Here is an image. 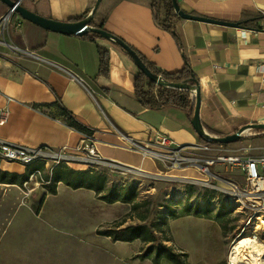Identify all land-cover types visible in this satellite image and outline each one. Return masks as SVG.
I'll use <instances>...</instances> for the list:
<instances>
[{
	"label": "crops",
	"instance_id": "crops-1",
	"mask_svg": "<svg viewBox=\"0 0 264 264\" xmlns=\"http://www.w3.org/2000/svg\"><path fill=\"white\" fill-rule=\"evenodd\" d=\"M30 1L29 8L35 14L57 22L87 17L94 5L93 0ZM176 1L184 13L217 21L239 23L262 17L254 23L258 29L229 28L180 18L179 30L198 81L203 130L224 136L244 125L264 123V70L261 68L264 64V0ZM150 2L101 0L93 20L102 21L105 32L160 71L179 72L184 67L182 55L172 37L155 25ZM7 13L8 7L0 2V110H8L6 122L0 125L1 140L28 147L72 148L87 133L66 125L61 115L66 111L89 130L102 158L149 175L166 176L173 182L202 180L188 176L194 169L198 170L194 167L167 169L182 175L167 176L168 172L163 170L167 167L160 161L123 148L127 145L123 137L147 145L153 144L155 133H160L181 147L182 154L199 157L206 153L194 149L203 145L197 144L196 134L182 111L143 109L138 104L134 97L136 66L114 42L48 32L15 13L7 23H2ZM98 48L107 52L105 73L99 72ZM209 147L217 149V146ZM71 170L84 171V168L76 166ZM0 172L26 176L28 169L6 163L0 165ZM51 177L46 176V179L51 180ZM133 185L136 186V179ZM131 189L136 195L135 188ZM61 190L94 193L58 183L54 195ZM118 204L126 203L107 205ZM220 229L218 222L210 217L187 215L169 219L170 241L163 243H168L166 246L176 253H184L187 264H212L215 256L210 251L213 244L210 233L219 234L220 241L223 237ZM177 230L182 236L178 237ZM94 236L89 245L85 246L84 240L83 247L71 248H83L84 259L79 264H136V241L139 240L113 242L104 236ZM144 261L152 264L150 259ZM160 264L173 263L162 259Z\"/></svg>",
	"mask_w": 264,
	"mask_h": 264
},
{
	"label": "rangeland",
	"instance_id": "rangeland-1",
	"mask_svg": "<svg viewBox=\"0 0 264 264\" xmlns=\"http://www.w3.org/2000/svg\"><path fill=\"white\" fill-rule=\"evenodd\" d=\"M184 154L182 155L193 156L190 153ZM263 154L264 131L257 133L256 130H249L238 142L218 145L217 149L200 155L212 158L219 155L257 157ZM4 164L6 163L0 160V165ZM167 169L169 167L163 170L168 172ZM210 170L221 179L206 177L196 169L188 176L202 180H187L188 182H173L166 176L153 175L123 179L104 172L107 191L121 190L126 186L135 188L136 203L139 204L137 209L127 204L107 205L98 200L94 193L61 190L57 195H51L47 192V186L30 185L28 188L31 192L28 193L22 186L0 185V264H79L84 259L81 251L83 248H71L74 245L83 247L81 242L84 240L86 241L82 243L89 245L96 238L94 234L97 231L111 228L119 222L123 223V227L152 223L161 225L160 218L164 217L168 222L171 210L175 213H199L210 218L222 213L221 223H218L222 239L219 241V234L210 233L213 241L210 251L215 256L210 263L227 264L232 246L246 238L263 247V254L259 257H262L263 262L264 215L258 219L253 217L246 226L248 212L240 213V207L235 208L237 204L234 199L217 189L228 178L243 186V177L235 168L223 164L211 166ZM179 174L180 172H168L166 175L182 176ZM135 179L136 186L133 185ZM141 218H144V222ZM162 230L159 238L167 239L169 232L164 226ZM177 233L178 237L182 236L179 230ZM147 246L136 241V264H149L137 257ZM246 262L252 264L251 260L247 259Z\"/></svg>",
	"mask_w": 264,
	"mask_h": 264
},
{
	"label": "trees",
	"instance_id": "trees-1",
	"mask_svg": "<svg viewBox=\"0 0 264 264\" xmlns=\"http://www.w3.org/2000/svg\"><path fill=\"white\" fill-rule=\"evenodd\" d=\"M94 2L95 0H93V4ZM29 4H31L30 0H23L21 6L35 13L31 8H29ZM150 8L152 10V16L155 25L164 32L168 33L174 40V43L176 44L184 60V67L181 71L176 73L162 72L154 65L147 62L135 50H133L132 48L131 49L136 53V55L140 58L142 63L153 76L159 77L161 80L168 84H177L179 86H185L190 89L194 88L198 85V81L191 70L183 36L179 30V23L182 20L175 14L171 5V0H151ZM162 10L164 11L163 17H161ZM84 18L85 17H79L69 20L68 22H77ZM261 18V16H258L253 19L241 21L239 22V25L244 29H258L257 26L254 25V23L259 21ZM90 26L103 30L102 21L96 23L94 20H92ZM83 37L89 38L90 40L100 38L98 35L92 32H87L85 35H83ZM106 53V50L98 48L100 73H105V71L107 70ZM136 69L137 71L134 74V97L143 109H152L158 111H163L164 109H177L186 114L189 122L192 120L194 98L192 97V93L189 89H170L167 87L156 85L141 71H139L138 67H136ZM61 115L63 116L66 125H68L69 127L81 133H87L88 135L90 134L89 130L85 129L82 125L75 121L66 111H62ZM205 131L211 137L222 136L210 130L205 129ZM259 131L264 130H256V132ZM196 139L198 145H219L217 143L202 139L197 135ZM25 179L26 176H17L15 174L0 172L1 184L21 186ZM106 180V175L103 171H74L69 168L58 167L52 173L50 184L47 186V192L51 195L56 194V185L58 183H62L73 190L80 188L91 190L94 192L95 196H97L98 200L106 204L120 202L132 204L133 209H137L139 207V204H133L136 195L131 187H125L122 190L109 189V191H107L105 187ZM187 215H193L199 218H209L205 215H199V213L190 214V212L188 211L175 213L171 210L169 212L168 220L177 219ZM221 215V212L217 213V215H215L212 220L221 223ZM160 219L161 225H159L158 223H152L149 225L135 224L123 228H121L122 223L119 222L115 223V225L111 228L97 231L96 234L99 236L110 238L113 242H132L134 240H139L142 244L148 246L146 247L145 251L137 255V257L142 260L150 259L152 264H160V261L162 259H166L173 264H187L185 260L186 255L184 253H176L170 247L164 245L163 242L170 241L169 237L167 239L159 238V234L163 233L162 226H164L167 231L166 218L161 217ZM141 221L144 222V218H141Z\"/></svg>",
	"mask_w": 264,
	"mask_h": 264
},
{
	"label": "built area",
	"instance_id": "built-area-1",
	"mask_svg": "<svg viewBox=\"0 0 264 264\" xmlns=\"http://www.w3.org/2000/svg\"><path fill=\"white\" fill-rule=\"evenodd\" d=\"M13 10L8 9V13L1 19L2 23H7ZM264 28V27H263ZM264 70V64L261 65ZM8 117V110H0V125H4ZM126 142L124 149L141 153L143 156L156 159L169 169H181L185 167H197L204 175L214 179L219 176L211 172L210 167L223 164L227 167L235 168L244 179L243 186L232 179H224V184L217 189L226 194L230 199H234L239 211L248 212L246 226L250 224L253 217L259 218L264 215V155L257 157H243L238 155H219L215 157L184 156L181 147L167 136L155 133L153 144L141 145L136 141L123 137ZM203 152L211 151L209 146L194 148ZM0 160L6 163H15L28 169L26 179L22 183L23 189L30 193V185L33 187L47 186L53 171L58 167L73 168L82 166L84 170L103 171L120 178L149 175L137 168L110 161L102 158L96 146V141L92 135H82L80 141L72 148L61 146L52 147H28L12 144L0 139ZM220 178V177H219ZM221 179V178H220ZM207 181H205L206 183ZM233 248V246H232ZM231 253L227 264H239L240 261H233ZM245 262V261H243ZM246 263V262H245ZM247 264V263H246Z\"/></svg>",
	"mask_w": 264,
	"mask_h": 264
},
{
	"label": "water",
	"instance_id": "water-1",
	"mask_svg": "<svg viewBox=\"0 0 264 264\" xmlns=\"http://www.w3.org/2000/svg\"><path fill=\"white\" fill-rule=\"evenodd\" d=\"M0 2L6 5L9 10H13V13L17 14L21 19L28 21L48 32L61 34V35H68V36H72V35L83 36L87 32L95 33L100 38L114 42L122 51L126 53V55L132 60L134 65L138 67L139 71H141L148 79L153 81L156 85L167 87L170 89H189L193 94V98H194L193 117L192 120L190 121V124L195 134L202 139L217 143L219 145H227L230 143L238 142L242 138V134H244V132L248 130H264V123H252L240 127L233 134L224 135L221 137L209 136L203 130L200 122V117H199L200 91L198 85L190 89L185 86H179L177 84H168L163 80H161L159 77L153 76L145 67V65L142 63L140 58L129 46H127L125 43L120 41L118 38L105 32L104 30L90 26V23L93 20L94 15L99 8L101 0H95L89 15L77 22H57L52 19L42 17L21 6V0H16V1L0 0ZM171 5L175 14L183 20H192V21L216 24L229 28H241L239 23H228V22L207 19L204 17H199L184 13L179 9L176 0H171Z\"/></svg>",
	"mask_w": 264,
	"mask_h": 264
},
{
	"label": "bare ground",
	"instance_id": "bare-ground-1",
	"mask_svg": "<svg viewBox=\"0 0 264 264\" xmlns=\"http://www.w3.org/2000/svg\"><path fill=\"white\" fill-rule=\"evenodd\" d=\"M203 146H210V145H203ZM249 239L250 238L242 239L236 245H233V248H231L232 250L231 259L236 262L237 260L240 262L243 261L246 262L248 259L251 260L252 264H263L264 261L262 262L261 260L262 257L259 258L263 254V247L254 244Z\"/></svg>",
	"mask_w": 264,
	"mask_h": 264
}]
</instances>
